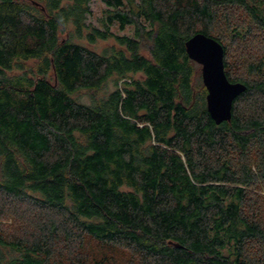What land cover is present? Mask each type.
<instances>
[{"label":"trees","instance_id":"1","mask_svg":"<svg viewBox=\"0 0 264 264\" xmlns=\"http://www.w3.org/2000/svg\"><path fill=\"white\" fill-rule=\"evenodd\" d=\"M91 1L0 0V264H264V0Z\"/></svg>","mask_w":264,"mask_h":264},{"label":"water","instance_id":"2","mask_svg":"<svg viewBox=\"0 0 264 264\" xmlns=\"http://www.w3.org/2000/svg\"><path fill=\"white\" fill-rule=\"evenodd\" d=\"M190 59L200 65L201 78L207 92L206 109L215 123L231 118L233 100L246 89L242 82H231L224 71L223 46L213 37L197 32L185 41Z\"/></svg>","mask_w":264,"mask_h":264},{"label":"rangeland","instance_id":"3","mask_svg":"<svg viewBox=\"0 0 264 264\" xmlns=\"http://www.w3.org/2000/svg\"><path fill=\"white\" fill-rule=\"evenodd\" d=\"M91 8H92V13H93V16H94V17H92L90 20L93 21V22L96 24V18H99L100 13H101L102 9L104 8V5H103V3L101 2V0H92V1H91ZM242 16H243L242 14H239V13H238V17H239V18H241ZM260 37H261V36H260ZM261 40H262V38H261ZM111 43H112L111 40H104V41H103V40H99V41L97 42V44H94V45L91 46V47L94 48V49L97 50V51H100L103 47L108 46V45H110ZM260 45H261V43L256 44L257 48H259ZM229 48H230V50L232 51L231 53H232V57H233V58H234V57H240V56H242V55L245 53V52H244V48H243L242 45H238V44H236V45H234L233 47L230 46ZM248 50H249V49H248ZM246 51H247V50H246ZM260 52H261V50H259V53H260ZM231 53H230L229 59H230V63H231L230 65H231V67L234 68V72H233V73H235L236 75H240V74H242V73H238V71L241 72L240 69L237 67V66H239V65L232 61ZM240 58H241V57H240ZM80 99H82V100H86V99H87V98H86V95H81V96H80ZM262 191H263V190H262ZM262 193L264 194V191H263ZM263 211H264V210H263ZM5 221H7V220H5ZM3 222H4V221H3ZM8 222H10V220H9ZM95 247H98V246H95ZM101 249H103V248H101ZM101 249L98 250V248H97L96 250L98 251V253H101V252H102ZM103 250H104V249H103ZM107 252H108V251H107Z\"/></svg>","mask_w":264,"mask_h":264}]
</instances>
